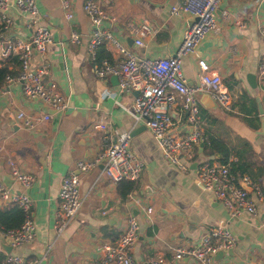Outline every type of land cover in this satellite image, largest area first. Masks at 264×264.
Instances as JSON below:
<instances>
[{"label":"crops","instance_id":"1","mask_svg":"<svg viewBox=\"0 0 264 264\" xmlns=\"http://www.w3.org/2000/svg\"><path fill=\"white\" fill-rule=\"evenodd\" d=\"M84 1L71 0L72 18L67 19L59 0H36L52 40L44 54L49 67L47 79L57 84L66 99V109L56 113L40 102L24 99L18 82L5 80L0 86V181L4 176L10 179L9 160L34 176L27 193L35 224L34 240L13 248L0 230V264L12 254L38 258L39 264H87L103 256L101 244H112L119 238L129 216H135L139 223L132 251L137 264L149 259H160L162 264H198L191 259L173 262L170 247L194 245L205 232L217 227L230 230L236 243L222 256L216 254L213 264H264V80L257 76L264 55L259 30H264V0H222L215 13L217 31L182 59V74L188 86L198 84L197 62L203 59L228 89L236 87L239 94L233 112L221 109L206 92L196 94L199 122L207 137L225 145L228 160L244 164L247 175L263 193V200L256 203L255 215L235 218L202 188L196 177L198 163L221 162L222 155L208 153L206 140L193 149L187 160L190 169L181 172L163 158L145 125L121 108L120 105L132 104L134 93H118L113 76H94L87 51L91 25L82 10ZM99 2L116 18L115 23H105V28L139 58L173 56L192 21L187 15L170 13L181 0ZM10 15L13 26L0 30V46L7 40L30 36L22 14L12 9ZM142 22L149 23L152 30L142 37V46H136L130 26ZM72 34L78 35V43L70 42ZM96 56L113 64L120 58L109 44L99 46ZM39 61L33 55L31 65ZM1 66L15 76L19 70L17 56L0 59ZM104 91L114 93L120 105L103 97ZM18 110L34 117L48 114L50 118L28 130L16 120ZM170 116L176 129L184 130L178 107L170 111ZM101 120H107L115 134L129 133V148L144 163L140 179L133 183L135 190L124 201L118 193L119 183L100 175L101 166L86 173L76 169L77 161L89 160L103 148L97 125ZM71 173L79 176L81 206L65 229L56 234L58 193L63 177ZM9 189L22 190L16 182ZM11 207L0 201V210ZM147 208L152 209L150 215L145 212ZM4 245L10 246L9 253Z\"/></svg>","mask_w":264,"mask_h":264},{"label":"built area","instance_id":"2","mask_svg":"<svg viewBox=\"0 0 264 264\" xmlns=\"http://www.w3.org/2000/svg\"><path fill=\"white\" fill-rule=\"evenodd\" d=\"M67 19L72 18L71 0H59ZM222 0H181L170 9L172 15H187L193 22L185 30L181 43L175 54L161 58H139L133 55L105 28V23H115L116 18L103 10L99 0H85L82 10L88 17L91 29L87 42V51L93 62V74L97 79L113 76L117 79L118 93H134L132 104L127 107L116 102L115 94L103 92V97L114 102L130 114L136 121H141L152 134L163 158L176 166L181 172L190 169L188 159L192 151L207 136L199 122L197 93H208L214 102L224 111L233 112L239 100L236 87L228 89L220 76L211 71L208 63L199 59V82L196 86H188L182 74V59L192 54L200 43L210 34L217 31L215 17ZM17 10L25 18V26L30 30L27 38L7 40L0 46V59L16 55L19 70L15 76H7L6 82H18L24 99L37 101L56 113L63 112L66 99L59 92L57 84L47 79L49 67L44 60L46 46L49 45L51 34L43 24L36 0H0V30L7 31L13 26L10 10ZM149 23L142 22L130 26L134 35V44L142 46V37L151 32ZM264 41V30L259 28ZM71 43H78L77 34L70 37ZM103 44H109L120 58L116 63L107 59H97L96 50ZM40 58L38 65H31V58ZM257 76L264 80V55L257 67ZM178 107L182 116L184 130H177L172 122L170 111ZM21 126L28 130L37 124L49 120L48 114L40 117L26 115L22 110L15 113ZM102 132L103 148L89 160L76 163L79 173H86L101 166L100 175L111 183L129 181L137 183L144 169L143 161L134 154L130 146V134H115L107 120L98 122ZM3 146L0 145V155ZM9 177L18 183L21 191L11 192L0 181V201L16 206L23 212V222L19 228L3 233L8 244L13 247L30 244L35 237V224L31 214L32 202L27 193L34 182V176L22 171L9 160ZM196 177L202 188L210 193L228 211L231 218L241 215L253 216L256 203L263 200L260 187L244 175L237 177L232 174L227 164L217 161H201L196 166ZM130 197V194H129ZM81 196L79 176L68 174L63 177L58 193V210L55 221V232L60 234L80 210ZM146 214L152 213L151 208ZM139 223L135 216H129L123 233L112 244L103 243L100 249L103 256L91 260L87 264H137L132 251L137 241ZM236 239L230 230L217 227L205 232L191 246L170 247L173 262L191 259L198 264H213L214 256L219 252L231 250ZM45 258V256L43 257ZM40 259H29L20 254L9 255L3 264H39ZM160 259L146 260L145 264H162Z\"/></svg>","mask_w":264,"mask_h":264},{"label":"trees","instance_id":"3","mask_svg":"<svg viewBox=\"0 0 264 264\" xmlns=\"http://www.w3.org/2000/svg\"><path fill=\"white\" fill-rule=\"evenodd\" d=\"M13 76L10 71L5 66L0 67V86L5 81L7 76ZM207 136V135H206ZM207 152L212 154L214 152H218L222 155L223 159L220 163L227 164L229 166V170L232 174L237 177L240 176H248L247 169L244 164L236 163L228 160V150L222 143L211 140L207 137ZM249 177V176H248ZM135 190V185L133 182L123 181L119 183L118 193L120 198L124 201L127 199L129 194H131ZM23 222V212L16 206H13L7 210H0V230L5 233L8 231L15 230L20 227Z\"/></svg>","mask_w":264,"mask_h":264},{"label":"water","instance_id":"4","mask_svg":"<svg viewBox=\"0 0 264 264\" xmlns=\"http://www.w3.org/2000/svg\"><path fill=\"white\" fill-rule=\"evenodd\" d=\"M193 22V20L191 21V23ZM250 78H252V76H250ZM194 166L192 167V168H194L195 166H196V164H193ZM2 181L4 182V184H5V186L6 187H10L11 186V184L14 182L13 180H11V179H8V178H6L5 176L2 178ZM3 248H4V250H6V252H10V246H8V245H4V246H2ZM229 251V250H228ZM224 254V252H219L218 253V255L217 256H222Z\"/></svg>","mask_w":264,"mask_h":264}]
</instances>
